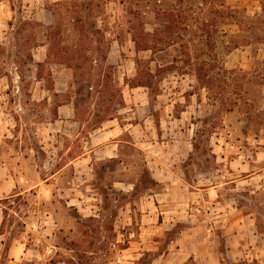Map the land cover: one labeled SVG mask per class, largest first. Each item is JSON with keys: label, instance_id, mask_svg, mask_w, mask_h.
<instances>
[{"label": "rangeland", "instance_id": "1", "mask_svg": "<svg viewBox=\"0 0 264 264\" xmlns=\"http://www.w3.org/2000/svg\"><path fill=\"white\" fill-rule=\"evenodd\" d=\"M5 1L0 184L50 189L0 194V264H264V184L237 165L264 135V0ZM42 4L52 28L25 24ZM43 41L61 65L30 62Z\"/></svg>", "mask_w": 264, "mask_h": 264}, {"label": "crops", "instance_id": "2", "mask_svg": "<svg viewBox=\"0 0 264 264\" xmlns=\"http://www.w3.org/2000/svg\"><path fill=\"white\" fill-rule=\"evenodd\" d=\"M51 1L53 3H56V2L61 1V0H51ZM7 4L8 3L5 0H0V14H1V12L6 11ZM44 11L48 12L49 14L42 16L41 13ZM9 13H11L10 19H12L14 9L10 5H9ZM26 19L39 22L42 24V26H46V27H48V26L51 27L56 22V17H55V14L53 13L52 9H48L46 7V5H44V4L41 5V8L38 7V9H36V11H33L32 16L30 18H26ZM47 49H48V42L47 41L38 42L34 45V47L32 48V51H31V55H30V62L32 64H34L35 67H37L38 63H44L46 61ZM53 64L58 65V66L61 65V63H57V62H51L50 63V65H53ZM36 77H37V75H36ZM52 79H53V84H52V89H50V90L55 91V92L60 91V90H57L59 83L56 82L58 80H56L55 72H52ZM262 100L264 101V85L262 87ZM73 102H74L73 98L69 97L68 99L62 101L59 105H57V107H56V115H58L57 117H67V118L72 117L74 109L71 107V104ZM61 114H63V116H61ZM114 119H116V117ZM107 120L112 121L113 118H110ZM99 127H97V128L99 129ZM108 130H109L108 132H110V131L112 132L114 129H108ZM260 132L261 133L264 132V129H261ZM101 135H107V137H110L109 136L110 134H108L105 131L102 132V134H100L98 137H100ZM119 141L120 140L116 141L115 144L112 143V145L109 144V145H104L103 147H101L100 151L102 150L103 156L102 157L99 156L95 159L97 161H107V160L111 161L114 159H116V160L119 159V153H118L119 152L118 147L120 145ZM254 141L256 142V144H254V145L248 144L247 145L248 147H245L247 151L253 152L254 156L250 160L247 158H243L240 162H237V165L240 168L236 166V169L239 168L238 171H240L242 173L241 177L244 178L245 180H255V181L262 180V182L264 184V178H262V177H264V175H262V173H261L262 167H264V162H263L264 161L263 160L264 159V146H263L264 135L263 136L260 135V136L256 137V139H254ZM252 146L255 147V149L253 151L251 149ZM90 147L88 150L92 152V149ZM80 154H81V156L79 159L84 160L86 158L87 152H82ZM150 177H151V179H154L155 182H158V183L162 182V180L160 178H157L155 176H150ZM22 179L23 178H19V176L18 177L9 176L8 178L3 179L2 183L0 184L1 196L7 197V198L13 197V196H19L22 193H25L26 191H30V190L38 187L39 189L37 191V195L40 197L44 194L45 189H50L49 188L50 183H48L49 178L40 179L39 184H36L34 186H30L29 188L23 187ZM123 182H127V180L113 179L112 180V183L114 184L113 188H115V183L120 184ZM206 189L210 190V188H206ZM148 190L153 191L151 188H148ZM52 195H53V192L50 193V196H52ZM146 201H148V200L146 199ZM2 213H3V209L0 208V226L2 223V217H1ZM47 223H48V221L45 222V224H47ZM1 235H2V233H0V236ZM27 250L28 249L26 248V246H24V243L22 241H18L17 243H14L10 247V251L12 252L11 255L13 258H16V257L20 258V257L24 256L26 254ZM207 258H208V260H205ZM211 262H212V264H221L220 257L218 256V254L216 252L212 253V257H204V260H199L197 262V264H210Z\"/></svg>", "mask_w": 264, "mask_h": 264}, {"label": "trees", "instance_id": "3", "mask_svg": "<svg viewBox=\"0 0 264 264\" xmlns=\"http://www.w3.org/2000/svg\"><path fill=\"white\" fill-rule=\"evenodd\" d=\"M46 7H47L48 9H51L50 6H46ZM24 23H25V24L34 23V24H37V25L42 26L41 23L36 22V21H32V20H27V21H25ZM47 28H52V26H51V27L48 26ZM51 36H52V34H51ZM133 41L135 42V37H133ZM135 43H136V42H135ZM54 47H55V46H54ZM52 48H53V45H51L50 43H48L47 58H46V61H45L44 63H45V64H46V63H51V62L62 63V61H60L59 59H52V60H50L49 57L51 56ZM44 63H38V64H37L38 69H39L40 66H41L42 64H44ZM39 74H40V71L37 70V73H36L37 77H40ZM50 89H52V87H51ZM9 199H11V197L5 198V200L10 201ZM5 214H6V210H5V208H3V215L5 216ZM3 221H4V218H3L2 222H3ZM1 228H2V225L0 226V231H1Z\"/></svg>", "mask_w": 264, "mask_h": 264}]
</instances>
